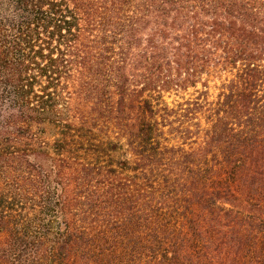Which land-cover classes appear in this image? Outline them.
<instances>
[{"label":"trees","instance_id":"1","mask_svg":"<svg viewBox=\"0 0 264 264\" xmlns=\"http://www.w3.org/2000/svg\"><path fill=\"white\" fill-rule=\"evenodd\" d=\"M0 264H264V0H0Z\"/></svg>","mask_w":264,"mask_h":264},{"label":"rangeland","instance_id":"2","mask_svg":"<svg viewBox=\"0 0 264 264\" xmlns=\"http://www.w3.org/2000/svg\"><path fill=\"white\" fill-rule=\"evenodd\" d=\"M173 97H170L169 100H172Z\"/></svg>","mask_w":264,"mask_h":264}]
</instances>
